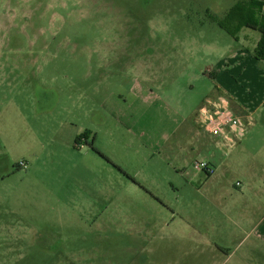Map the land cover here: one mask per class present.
<instances>
[{
    "label": "rangeland",
    "instance_id": "obj_1",
    "mask_svg": "<svg viewBox=\"0 0 264 264\" xmlns=\"http://www.w3.org/2000/svg\"><path fill=\"white\" fill-rule=\"evenodd\" d=\"M237 1L0 0V264H136V245L145 264L149 252L176 264L199 251L181 225L222 216L193 168L214 143L152 153L116 101L131 105L140 83L167 102L177 90L188 109L206 90L186 94L190 78L261 40L213 20ZM156 117L163 127L165 110ZM230 150L219 156L234 162L236 192L246 161L264 159L263 124Z\"/></svg>",
    "mask_w": 264,
    "mask_h": 264
},
{
    "label": "crops",
    "instance_id": "obj_2",
    "mask_svg": "<svg viewBox=\"0 0 264 264\" xmlns=\"http://www.w3.org/2000/svg\"><path fill=\"white\" fill-rule=\"evenodd\" d=\"M258 42L249 47L240 45L220 58L215 67L190 78L182 86L186 94L194 91L196 81L204 84L206 90L203 88L199 92L201 97L198 100L191 101L190 98L186 103L188 109L174 106L173 93L177 90L172 91L167 102L140 83L134 88L136 98L132 106L120 99L116 101L119 111L129 108L127 112L136 117L133 121L136 135L152 153L163 151L168 157L182 156L186 148L182 142L186 139L198 143L199 139L206 138L214 143L210 148L208 142L202 143L208 156L200 160H209L216 171L209 175L205 171L196 170L204 172V175L200 174L197 192L203 190L213 196L215 211L222 216L218 215L213 221L201 219L197 225L203 222V229L197 231L192 224L182 223L181 227L189 228L187 237L198 243L199 251L175 256L180 257L175 259L180 262L176 261V264H264V159L252 154L253 159H248L246 167H242V177L233 184L235 192L229 182L234 162L220 159L219 156L220 151H227V140L224 137H212L197 121L198 110L204 103L210 99L218 101L223 98L247 122L244 131L238 129V143L247 141L258 124L264 126V61L257 59L253 53ZM159 108L165 110L167 117L163 127L157 126L156 114ZM233 149H229L230 152ZM233 243H237L236 246ZM243 247L245 249L240 251ZM140 249L142 247L137 248L136 245L132 259L137 261L136 264H145L146 259L141 257ZM150 258L147 264L156 261L151 252L148 256Z\"/></svg>",
    "mask_w": 264,
    "mask_h": 264
},
{
    "label": "built area",
    "instance_id": "obj_3",
    "mask_svg": "<svg viewBox=\"0 0 264 264\" xmlns=\"http://www.w3.org/2000/svg\"><path fill=\"white\" fill-rule=\"evenodd\" d=\"M197 121L212 137H224L227 140L226 152L238 144V129L244 131L247 126L246 120L223 98L218 101L210 99L204 103L198 110ZM20 166L27 167V164L22 162ZM193 168L209 175L216 171L214 164L206 159L194 161Z\"/></svg>",
    "mask_w": 264,
    "mask_h": 264
},
{
    "label": "trees",
    "instance_id": "obj_4",
    "mask_svg": "<svg viewBox=\"0 0 264 264\" xmlns=\"http://www.w3.org/2000/svg\"><path fill=\"white\" fill-rule=\"evenodd\" d=\"M213 20L236 39H239L238 34L243 27L259 31L261 40L254 48L253 53L257 59L264 61V1L239 0L225 17H213ZM79 141L80 137H77L76 142L78 143ZM115 166L128 176L120 166Z\"/></svg>",
    "mask_w": 264,
    "mask_h": 264
}]
</instances>
